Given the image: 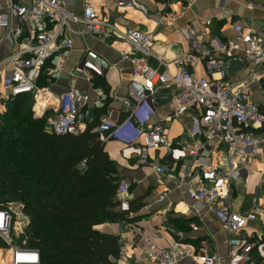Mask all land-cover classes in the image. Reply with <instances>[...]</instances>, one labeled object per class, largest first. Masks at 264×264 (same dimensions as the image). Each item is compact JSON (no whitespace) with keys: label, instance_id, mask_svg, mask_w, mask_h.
Wrapping results in <instances>:
<instances>
[{"label":"built area","instance_id":"obj_1","mask_svg":"<svg viewBox=\"0 0 264 264\" xmlns=\"http://www.w3.org/2000/svg\"><path fill=\"white\" fill-rule=\"evenodd\" d=\"M116 3L120 8L150 12L141 0H116ZM182 14L181 11L165 12L157 18V25L173 26ZM211 22V18L205 21V30ZM72 24L82 28L73 29ZM67 29L103 40H124L130 46L121 55L132 68L133 77L128 84L131 104L124 119L110 112L101 120L97 127L100 140L119 141L123 160L152 166L159 177L168 175L177 187L186 188L194 200L191 212L200 213L202 208L212 212L230 234L227 264L252 263L255 253L264 258V241L247 232L257 212L234 210L231 203L235 182L244 183L250 173L249 165L258 159L264 160V108L254 98L255 88L262 89L264 82V70H261L264 33L258 28L245 32L242 23L235 24L234 38L226 46L227 54L219 56L214 48L204 45L203 34L197 35L193 29L184 27L181 31L186 41H190V51L169 60L166 55L171 45L159 53L153 50L156 40L153 31L123 29L87 0L81 14L68 11L62 0H32L30 4L8 0L0 11V43L6 41L16 48L0 58V105H6V101L18 95L33 93L35 115H44L50 103L38 111V96L44 94L45 101H50L53 93L49 86H39L38 81L45 68L49 74L64 68L67 53L74 46L73 39L64 37ZM233 57L239 58L248 69L242 78L232 79L229 73V59ZM150 58H155L157 63L151 64ZM200 59L206 73L196 76L190 65ZM49 62L54 66H49ZM109 65L92 49L85 50L80 63L81 68L100 76ZM171 87L176 89L174 109L160 121H153L157 113L156 93ZM93 91L97 96L104 93L101 87H93ZM261 91L264 100V89ZM90 96L88 91L74 87L62 92L56 114L48 121V130L56 134L83 132L86 124L82 109L90 102ZM181 116L189 118L187 135L194 139L192 143L175 142L168 134L166 123ZM162 148L166 149L164 162L153 164L151 152ZM261 172L259 184L264 185V170ZM130 188L128 181H120L118 194L124 211H130ZM163 198L160 195L159 201ZM257 205L254 198L253 206ZM23 208L21 203L19 211H15L12 202L0 207V237L10 245L9 264H41L37 248L16 245L10 238L16 222L29 217ZM29 222L24 225L25 229ZM119 243L118 264H126L128 246L154 264H178L188 256L196 257L200 264H221L217 253L208 254L205 249L195 252L180 238L160 246L150 236L125 241L120 235Z\"/></svg>","mask_w":264,"mask_h":264},{"label":"crops","instance_id":"obj_2","mask_svg":"<svg viewBox=\"0 0 264 264\" xmlns=\"http://www.w3.org/2000/svg\"><path fill=\"white\" fill-rule=\"evenodd\" d=\"M7 1L0 0V11L6 6ZM16 1L25 4L32 2V0ZM62 1L68 11L82 13L84 0ZM87 1L98 8L102 15L123 29L153 31L156 34L153 50L155 53H159L171 45L166 55L169 60L180 53L190 51V41H186L181 31L184 27L193 29L197 35L203 34L204 45L214 48L219 56L227 54L226 46L234 38L235 24L242 23L245 32L258 28L264 33V0H170L168 3L165 0H141L150 8L148 14L132 7L120 8L116 0ZM168 11H181L183 14L173 26L157 25V18ZM209 18L212 19V22L205 30L204 23ZM72 27L78 30L82 28V25L72 24ZM64 37L73 39L74 46L67 53L63 69L52 74L47 72L48 86L53 96L50 101H45L44 94H40L36 107L42 108V104L46 107L50 103L48 109L56 111L58 96L65 90L74 87L86 90L91 94L90 102L82 109L85 124L101 121L110 112H114L117 117L124 119L127 116L128 104H131V99L128 96V84L133 75L130 62L122 59L121 51L129 50V44L124 40H103L89 34L80 35L68 29L65 31ZM15 48L16 46H11L6 41L1 42L0 58L5 57ZM86 49L97 51L109 62L110 65L104 75L100 76L80 67L82 55ZM53 62L50 63L51 66H54ZM150 62L153 65L157 63L155 58H150ZM170 68L174 69L172 63ZM190 69L196 76H203L206 73L202 59L197 60L194 65H190ZM46 70L48 71V69ZM247 70L239 58L229 59V73L232 75V79L242 78L246 75ZM261 70L264 68L261 67ZM102 83L109 87V92L104 91L103 95L97 96L93 87L99 86L104 90ZM261 86L262 89L255 88L254 98L264 108L261 91L264 89V82ZM175 93L174 87L162 89L156 93L157 113L153 116V121H160L172 112L175 106ZM188 125L189 118L187 116H181L166 123L169 136L179 143L194 141L187 135ZM121 146L117 140L105 142V150L111 158L119 162L122 161ZM164 154L162 149L157 152L152 151V163H163ZM127 163H130V166L131 163L134 164L133 167H129L134 169L133 172L130 173L122 169H119V172L122 179H127L131 185L130 201L136 200L143 203L138 211L132 212L130 215V217L138 218L133 223L118 221L101 224L97 228L121 235L125 241L136 239L141 235L150 236L160 246L170 245L175 239L180 238L183 243L191 245L195 252L205 249L208 254L217 253L221 264H227L230 234L219 219L206 208H202L197 214L191 212L190 208L194 204V200L188 196L186 188L176 186L173 178L168 175L159 177L152 166L140 165L136 160ZM136 166L138 167L136 168ZM263 170L264 160L254 161L246 181L244 183L235 182L231 197L234 210L245 212L255 209L257 212V218L249 223L247 232L260 241H264V185L259 184ZM162 194L164 198L159 201V196ZM254 198L257 200V207L253 206ZM181 204L184 207L179 208ZM167 227H171L172 230H168ZM127 253L129 257L126 264H154L129 246ZM178 264L200 263L196 257L188 256L181 259ZM249 264H264V258H260L255 253L252 263Z\"/></svg>","mask_w":264,"mask_h":264},{"label":"trees","instance_id":"obj_3","mask_svg":"<svg viewBox=\"0 0 264 264\" xmlns=\"http://www.w3.org/2000/svg\"><path fill=\"white\" fill-rule=\"evenodd\" d=\"M45 77L46 68L39 86ZM5 104L7 111L0 112V207L17 199L30 218L16 245L37 248L41 264H118L120 235L97 227L133 223L138 217L130 215L143 203L130 201V211L120 208L122 177L99 138L101 121L87 123L79 134H56L48 130L49 112L35 115L33 93ZM9 247L0 238V251ZM0 264H7L4 251Z\"/></svg>","mask_w":264,"mask_h":264},{"label":"rangeland","instance_id":"obj_4","mask_svg":"<svg viewBox=\"0 0 264 264\" xmlns=\"http://www.w3.org/2000/svg\"><path fill=\"white\" fill-rule=\"evenodd\" d=\"M48 71L46 70V73H47ZM48 77H45V79H42V83H43V85H40L41 87H44L45 85H48V83H49V80L47 79ZM36 102V101H35ZM7 111V106L6 105H0V112L1 113H4V112H6ZM47 112H49V114H48V116H49V118H51L52 116H54L55 114H56V111L54 110V109H48L47 110ZM45 114V113H44ZM165 153L166 154V150H164V148H162V153ZM153 157H155V156H153ZM117 161V160H116ZM118 162V164H119V169H122V170H126L127 172H130V173H132L133 172V170L134 169H131V168H129V167H133L134 166V164L133 163H131V166H130V163L128 164L127 162L128 161H126V160H123L122 159V161L121 162H119V161H117ZM127 163V164H126ZM125 164V165H124ZM139 166V165H138ZM138 166H136V168L138 167ZM252 166V164L251 165H249V167H251ZM123 180H126L127 181V179H124L123 178ZM21 204V201H19V200H17V199H15V200H13L12 201V207H13V209L15 210V211H19V205ZM28 221H30V218L28 217H22V219H21V221L19 222V221H17L16 222V224H15V226H16V229H14L13 231H12V233H11V235H10V238L13 240V243L14 244H19L16 240H18L19 239V237L20 236H22L24 233L23 232H21V229L22 228H24L25 229V226L24 225H26V224H28ZM0 238H2V237H0ZM5 242H6V240L4 239V238H2ZM7 243V242H6ZM8 244V243H7ZM9 245V244H8ZM10 246V245H9ZM1 251H4L5 253H7V264L9 263V261H10V255H11V253H10V247L9 248H7V249H3V250H1ZM0 251V252H1Z\"/></svg>","mask_w":264,"mask_h":264},{"label":"bare ground","instance_id":"obj_5","mask_svg":"<svg viewBox=\"0 0 264 264\" xmlns=\"http://www.w3.org/2000/svg\"><path fill=\"white\" fill-rule=\"evenodd\" d=\"M39 97H40V96H39ZM42 105H43V106H42V109H43L45 106H44V104H42ZM42 109H41V110H42ZM182 207H184L183 204H181V205L179 206V208H182Z\"/></svg>","mask_w":264,"mask_h":264},{"label":"water","instance_id":"obj_6","mask_svg":"<svg viewBox=\"0 0 264 264\" xmlns=\"http://www.w3.org/2000/svg\"><path fill=\"white\" fill-rule=\"evenodd\" d=\"M246 178V177H245Z\"/></svg>","mask_w":264,"mask_h":264}]
</instances>
